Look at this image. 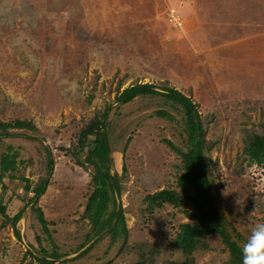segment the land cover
Here are the masks:
<instances>
[{
  "label": "rangeland",
  "instance_id": "374dc122",
  "mask_svg": "<svg viewBox=\"0 0 264 264\" xmlns=\"http://www.w3.org/2000/svg\"><path fill=\"white\" fill-rule=\"evenodd\" d=\"M135 82L167 83L196 103L218 175L215 199L239 232L234 238L243 246L252 227L264 223V165L238 159L245 132L264 122V0H0V119L19 117L37 127L36 139L6 137L0 152L12 146L16 174L32 186L46 173L45 146L54 159L38 200L54 244L25 181L5 176L0 197L7 213L25 209L19 237L0 215V264H41L37 257L52 248L63 254L58 261L67 260L59 264H135L108 238L75 257L89 230L80 216L91 167L71 150L84 122L107 106L113 171L120 174L123 162L127 167L119 201L129 243L168 246L177 225L191 221L170 205L152 213L139 208L144 192L174 183L176 157L165 140L178 143L183 119L160 97L117 104L116 94ZM205 241L208 248L194 253L193 264H224L228 252L219 236ZM163 253L183 259L169 248Z\"/></svg>",
  "mask_w": 264,
  "mask_h": 264
},
{
  "label": "trees",
  "instance_id": "16d2710c",
  "mask_svg": "<svg viewBox=\"0 0 264 264\" xmlns=\"http://www.w3.org/2000/svg\"><path fill=\"white\" fill-rule=\"evenodd\" d=\"M139 96L162 98L165 104L181 111L183 119L178 143L165 140L176 157L174 183L152 192H144L139 208L143 212L152 213L164 205H170L183 211V214L191 221L180 222L177 225L168 246L161 242L129 243L130 229L126 225L123 208L119 201L124 188L123 180L127 176V167L123 162L120 174L113 171L114 146L110 139L113 124L108 116L110 106H107L84 122L71 150L73 156L82 154L84 162L91 167L87 182L91 192L80 216L88 221L89 230L84 235L85 241L77 247L76 251L79 252L75 257L84 255L102 239L108 238L109 247L119 243L118 252L125 251V254L133 255L132 260L135 264H193L194 253L199 249H207L206 238L216 234L228 252V259L224 264H243L242 245L234 238L240 236L239 232L232 221L227 220L220 211L215 199L212 180L218 179V175L208 154L210 143L205 137L204 124L196 103L188 94L174 86L151 82H135L126 86L116 94L115 101L117 104H124ZM155 113L169 120L174 119L168 110L158 109ZM15 129H24L32 133H19ZM36 130L37 127L30 120L19 117L8 121L0 119V145L4 138L11 136L36 139L34 135ZM127 144L128 140L122 147L123 153L126 151ZM12 150L9 144L0 152V181L5 176L9 179L20 178L25 181L24 190L33 193L29 199L31 208L51 243L54 244L47 227L49 222L38 205L39 197L45 192L52 178L54 159L51 151L45 146L46 173L32 186L28 178L16 174L17 152ZM238 159H241V162L264 165V122L257 130L245 132ZM76 161L83 164L78 158ZM6 209L7 205L0 197V215L4 219L3 223H10L14 234L19 237L17 222L23 215L25 205L12 216ZM86 242L90 243L82 249ZM166 248L172 252H179L183 259H165L163 252ZM62 255L56 248H52L50 252L45 251V256L37 257V260L41 264L64 263L66 259L58 261Z\"/></svg>",
  "mask_w": 264,
  "mask_h": 264
},
{
  "label": "clouds",
  "instance_id": "9594fccd",
  "mask_svg": "<svg viewBox=\"0 0 264 264\" xmlns=\"http://www.w3.org/2000/svg\"><path fill=\"white\" fill-rule=\"evenodd\" d=\"M243 264H264V223L255 224L242 246Z\"/></svg>",
  "mask_w": 264,
  "mask_h": 264
}]
</instances>
